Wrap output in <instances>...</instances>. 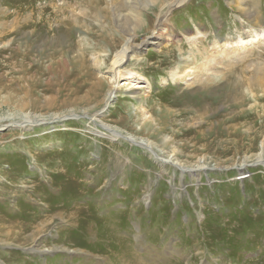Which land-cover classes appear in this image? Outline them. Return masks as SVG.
<instances>
[{"label":"rangeland","instance_id":"obj_1","mask_svg":"<svg viewBox=\"0 0 264 264\" xmlns=\"http://www.w3.org/2000/svg\"><path fill=\"white\" fill-rule=\"evenodd\" d=\"M0 144V264H88L90 208L148 264H264V0H0Z\"/></svg>","mask_w":264,"mask_h":264},{"label":"bare ground","instance_id":"obj_2","mask_svg":"<svg viewBox=\"0 0 264 264\" xmlns=\"http://www.w3.org/2000/svg\"><path fill=\"white\" fill-rule=\"evenodd\" d=\"M181 1V0H180ZM178 2V1H177ZM29 26H31V24H29ZM74 30H78V29H71V31L73 32ZM167 27H166V20L164 18H160L159 23L156 26V31H155V35H157L161 41V39L165 40V41H169V33L167 32ZM79 31H81L79 29ZM30 32H28L29 34ZM81 33V32H80ZM164 34V35H163ZM30 35H32L30 33ZM29 35V36H30ZM87 41V40H86ZM104 42H102L101 44H104L103 48L100 50L101 52H107L105 51V47L106 49L108 48V51L110 53H112L111 55V63H110V67L115 71V73L117 74L118 77H120V71H119V67L122 64L123 60L125 59L126 55H128L129 52H133V48L130 44V38L129 37H124L123 39V43L120 45V47H115L114 45H110L109 43H105V38L103 39ZM159 42V41H158ZM157 40L152 41V43L156 44L158 43ZM162 42V41H161ZM83 44H89L86 42H83ZM93 46V45H92ZM92 48V47H91ZM83 49H85L83 47ZM82 46L75 48L76 54L74 56V58L70 59V63L73 62L74 63V69L75 70H80L81 69V61L86 60L84 58V52H83ZM93 49V48H92ZM90 50V48H89ZM108 55L105 54H100L98 55L99 58V62L96 63L94 66L95 68H99L101 69V65H103V63H105L107 60V58H109L110 54L107 53ZM190 58H185L182 57L181 61L178 62V64L176 65V70L173 72L174 74V78L175 81L178 79H181L184 77L185 74L189 73L190 70L192 69L191 66V61H189ZM194 61V60H193ZM192 61V62H193ZM189 63V64H188ZM188 64V65H187ZM72 65V63H71ZM97 83V84H96ZM94 85H92V90H95V93H98L97 95L100 96L101 92V85L99 84V82H96ZM135 86V85H133ZM115 91L113 92V89L110 90V92L108 93L107 96H103L102 99L100 101H103V103L106 105L108 104V100H110L111 95L114 94ZM98 103V102H97ZM96 113L90 117H88V119L90 120V122L95 121L96 118ZM27 122V121H25ZM26 125V124H25ZM28 125V124H27ZM26 125V126H27ZM90 131H92V129H90ZM98 131V130H97ZM131 141L135 142L133 138L129 137ZM148 149L151 150V147L146 145ZM0 148H1V144H0ZM3 149V148H2ZM154 153V152H152ZM158 158V156H156ZM156 158V159H157ZM162 163H164V160H160ZM180 169L184 170L182 167H179ZM200 166L197 168L199 170ZM202 168V167H201ZM197 169H193L191 170L193 171H197ZM2 175V174H0ZM5 177L6 175L3 174ZM194 176H198L197 173L193 174ZM248 175H243L242 179H245ZM1 179V178H0ZM199 179V177L197 178ZM196 179V180H197ZM50 184V183H49ZM9 187V186H8ZM8 187L4 188V189H8ZM58 189L57 188H52L51 191L53 193H56ZM41 199H46V197L44 196L45 194H39ZM5 198V197H4ZM24 200V199H23ZM29 202V200H28ZM0 203H3V201H0ZM6 204V203H5ZM18 204H13L12 205V209L15 208L17 210H21L20 206H17ZM34 205V204H33ZM48 206V205H47ZM74 206V205H73ZM9 207V206H8ZM46 207V206H44ZM49 210H52V208L47 207ZM77 208H75V210H72L71 212H65L66 215L65 219L63 220L61 217V223L64 226L70 227V228H75L78 227L80 225V222L78 221V214L76 211ZM93 208H90L88 211V220L87 223L85 225V231H83V235L86 236V240L87 241V246L89 249H91V252L94 250L97 252V254H91L88 255V252L86 251V249L84 247L80 248H76L73 247L72 248V254H70V252H68V248L67 247H59V249L63 250L64 252H68L65 253L67 254L69 259H74V257L78 254H87V256H82L84 259H86V263L88 264H148V262L146 263L145 261L142 260V258H139V256H137L135 253V251H132L133 248L137 249L138 247H140V243L136 240V242H134V247L132 249H127L124 248L121 244L120 241H118V237L116 236V233L111 229L110 224H107V221L103 220L104 218H100L102 215L98 214L97 212H95L94 210L92 211ZM11 210V209H9ZM65 211V210H64ZM100 212V211H99ZM132 212V211H131ZM62 216V215H61ZM28 219V218H27ZM26 219V220H27ZM31 219V218H30ZM29 221V220H28ZM32 221L35 222V216L32 219ZM117 221V220H116ZM45 222V221H44ZM43 222V224H44ZM29 225V224H27ZM42 227V226H41ZM61 227V226H60ZM65 228V227H64ZM116 228V227H115ZM69 229V228H67ZM112 231H110V230ZM115 230V229H114ZM137 230V229H136ZM38 231V230H37ZM36 231V232H37ZM42 231V230H41ZM69 230L65 231L64 234H66ZM39 232V231H38ZM119 232V231H118ZM120 234V233H119ZM75 236V235H74ZM83 236V237H85ZM125 236V235H124ZM130 245V244H129ZM70 246V245H67ZM71 246H74V243L72 242ZM131 247V246H130ZM141 248V247H140ZM139 248V249H140ZM57 249V247H56ZM62 253V252H61ZM64 254V253H63ZM134 254V255H133ZM75 255V256H74ZM66 256V255H65ZM81 257V256H80ZM79 257V258H80ZM108 257V258H107ZM68 260V259H67ZM77 261V259H75ZM69 262V261H68Z\"/></svg>","mask_w":264,"mask_h":264}]
</instances>
